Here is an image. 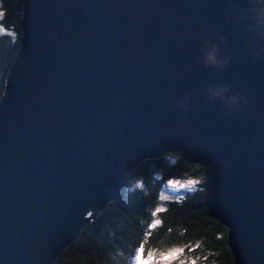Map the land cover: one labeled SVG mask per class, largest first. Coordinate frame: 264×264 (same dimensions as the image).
Listing matches in <instances>:
<instances>
[{
    "label": "water",
    "instance_id": "95a60500",
    "mask_svg": "<svg viewBox=\"0 0 264 264\" xmlns=\"http://www.w3.org/2000/svg\"><path fill=\"white\" fill-rule=\"evenodd\" d=\"M244 3L23 0L0 98V264H51L125 171L166 151L212 170L234 263L264 264V54L227 20ZM218 83L236 104L209 98Z\"/></svg>",
    "mask_w": 264,
    "mask_h": 264
},
{
    "label": "trees",
    "instance_id": "16d2710c",
    "mask_svg": "<svg viewBox=\"0 0 264 264\" xmlns=\"http://www.w3.org/2000/svg\"><path fill=\"white\" fill-rule=\"evenodd\" d=\"M22 8L23 0H0V98L22 35ZM166 155L143 160L128 171L119 196L108 201L51 264H133L138 252L140 258H159L161 264H179L188 255L206 258L197 264H235L226 228L207 208L212 170L186 161L178 152L171 162ZM185 177L197 183L161 198L165 182ZM158 207L164 210L153 217ZM153 219L160 224L149 228ZM193 245L199 246L189 253ZM176 247L184 248L185 256L169 260V249Z\"/></svg>",
    "mask_w": 264,
    "mask_h": 264
},
{
    "label": "clouds",
    "instance_id": "9594fccd",
    "mask_svg": "<svg viewBox=\"0 0 264 264\" xmlns=\"http://www.w3.org/2000/svg\"><path fill=\"white\" fill-rule=\"evenodd\" d=\"M228 23L234 25L247 38V48L252 56L264 54V0H245L243 6L229 10ZM225 37L217 33L215 38L201 43L202 62L210 67H218L223 63L221 45ZM209 98H220L225 103L236 104L238 97L228 94V85L218 83L207 88Z\"/></svg>",
    "mask_w": 264,
    "mask_h": 264
},
{
    "label": "rangeland",
    "instance_id": "374dc122",
    "mask_svg": "<svg viewBox=\"0 0 264 264\" xmlns=\"http://www.w3.org/2000/svg\"><path fill=\"white\" fill-rule=\"evenodd\" d=\"M21 26V25H20ZM3 95V94H2ZM176 151H166V152H162L160 155H157V156H153V157H150V158H148V157H145V158H143V159H141L139 162H137L136 163V165L135 166H133L132 168H130V169H128L127 171H125V173L123 174V176H122V183H121V186H120V190H119V192H118V196H119V193H120V191H121V187H122V185H123V183H124V181H125V179H126V177H125V174L128 172V171H130V170H132V169H134V168H136L137 166H138V164H140L143 160H147V159H152V158H158V157H160L161 155H165V154H167L166 156H167V158H168V161L169 162H171V161H174L175 160V157H176ZM179 153V152H178ZM155 173H157V175L158 174H160L159 173V170L158 169H154L153 170ZM189 180H193L192 178H190V177H185V178H176V179H169L167 182H165V185L163 186V189H162V192H161V194L164 196H169V195H177L181 190H185V189H189V188H191V187H193L194 186V184L193 185H191V186H189L188 185V181ZM169 181H172L173 182V184L172 185H169ZM179 185H184V187H180ZM117 196V197H118ZM117 197H115V198H117ZM115 198H113V199H115ZM103 210V209H102ZM102 210H100L99 212H101ZM99 212H97V213H99ZM96 213V214H97ZM93 219V218H92ZM90 220H88L85 224H83V226L82 227H80V229L79 230H81L88 222H89ZM79 230H78V232H79ZM65 247V246H64ZM63 247V248H64ZM63 248L61 249V251L63 250ZM163 256V255H162ZM159 258H151V257H148V258H140L139 260H137V256L134 258V259H132V260H134V263L133 264H161L162 263V260H158ZM150 260H153V263L150 261ZM156 262V263H155Z\"/></svg>",
    "mask_w": 264,
    "mask_h": 264
},
{
    "label": "snow or ice",
    "instance_id": "6c2138e0",
    "mask_svg": "<svg viewBox=\"0 0 264 264\" xmlns=\"http://www.w3.org/2000/svg\"><path fill=\"white\" fill-rule=\"evenodd\" d=\"M195 166L196 165H194V167ZM187 183L189 186H191V185L197 183V181L189 180ZM172 184H173V182L169 181V185H172ZM179 186L184 187V185H179ZM161 198L164 200L168 199L167 196H162ZM163 210H164L163 208L158 207L156 209V212L152 213L153 217H155L158 212H162ZM159 224H160V221L158 219H153L152 223L149 225V228H155ZM224 231L227 232L228 229H224ZM198 246L199 245H193V246L188 247V252L190 253V252L194 251L195 247H198ZM182 256H185V249L182 247L171 248V249H169L168 254H167V258L169 260H177ZM139 259H140V253L138 252L137 253V260H139ZM161 259H164V257L162 256ZM201 259H206V258H201L199 256L192 257L191 255H188L185 259H179V264H197V262L200 261ZM212 264H215V261H213Z\"/></svg>",
    "mask_w": 264,
    "mask_h": 264
}]
</instances>
